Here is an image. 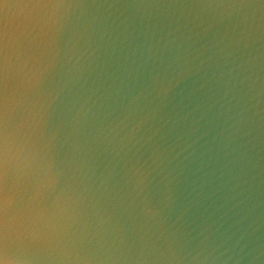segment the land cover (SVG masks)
I'll return each mask as SVG.
<instances>
[{"label":"water","instance_id":"1","mask_svg":"<svg viewBox=\"0 0 264 264\" xmlns=\"http://www.w3.org/2000/svg\"><path fill=\"white\" fill-rule=\"evenodd\" d=\"M0 264H264V0H0Z\"/></svg>","mask_w":264,"mask_h":264}]
</instances>
